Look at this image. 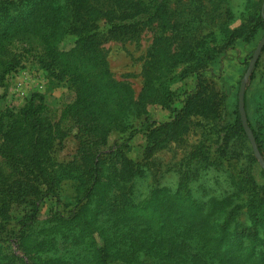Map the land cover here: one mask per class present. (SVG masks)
<instances>
[{
	"label": "trees",
	"instance_id": "trees-1",
	"mask_svg": "<svg viewBox=\"0 0 264 264\" xmlns=\"http://www.w3.org/2000/svg\"><path fill=\"white\" fill-rule=\"evenodd\" d=\"M173 1L0 0V85L21 63L16 49H27L54 78L70 79L77 99L64 115L72 109L81 121L77 153L63 161L57 151L69 134L49 121L44 104L30 102L17 110L0 111V158L9 166L7 176L0 170V264H264L262 185L232 162L223 165L232 183L228 190L211 192L202 183L192 185L207 169L203 165L220 164L229 156L230 146L223 138L226 124L248 142L238 99L230 111L226 95L199 77L198 88L183 108L174 110V119L150 129L143 159H131L120 150L102 152L112 129L126 131L131 123H120L143 113L139 102L125 98L122 90L114 91L117 84L102 90L110 72L101 45L110 38H136L142 15L150 20L170 18L175 13L169 6ZM263 29L264 18L258 11L239 28L221 27L220 38L212 31L189 42L185 57L190 61L183 75L200 74L215 50L231 47L238 38L248 41ZM69 36L75 38V45L66 50L62 43ZM261 66L264 47L252 79ZM169 85L163 82L161 97L168 93L172 99ZM247 92L248 123L264 157V123L252 122ZM110 99L116 115L105 119L103 108ZM196 115L199 118L192 119ZM192 124H200L218 147L199 145L188 163L194 161V167L187 166L176 188L147 184L144 161L187 133ZM130 129L128 139L139 132L133 125ZM116 160L120 167L108 174ZM65 184L73 188L70 197L62 195ZM49 197L58 206L41 220L40 202ZM233 197L236 202L230 204L227 199ZM14 203L29 204L32 210L13 218ZM14 244L23 255L14 252Z\"/></svg>",
	"mask_w": 264,
	"mask_h": 264
},
{
	"label": "rangeland",
	"instance_id": "rangeland-1",
	"mask_svg": "<svg viewBox=\"0 0 264 264\" xmlns=\"http://www.w3.org/2000/svg\"><path fill=\"white\" fill-rule=\"evenodd\" d=\"M169 6L171 11L175 9V13L171 12L170 18L150 20L147 15H142V30L136 38H110L101 45L110 72L107 79L105 78L102 82V90L107 84H117L114 91L122 90L127 94L125 98L130 97L133 102H139L143 113L141 117L130 115L120 123V125L131 123L138 128L139 132L132 138L128 139L131 125H128L126 131L112 129L108 133L106 143L102 146L104 153L120 150L131 159H143L150 129L162 127L174 119V110L183 108L188 97L198 88L199 77L200 82H206L226 95L225 102L230 111L236 107L237 99L239 107L240 86L254 52L264 37V29L259 30L248 41L244 40V37L238 38L231 47L215 50L214 57L200 74L189 72L183 75L189 65L186 61H190L186 60L185 51L191 48L189 42L206 36L212 31L220 38L221 27L239 28L248 22L250 17L257 15L258 11H261L264 18V0H204L202 3L195 1V4H190L187 0H176ZM172 25L176 27L172 28ZM248 33L247 28L245 34ZM208 40L212 46L216 45L211 41V37ZM74 45L75 38L69 36L62 43V48L70 50ZM16 50L21 63L7 75L3 85H0V111L17 110L30 102L44 104L49 121L53 125L59 124L69 134L57 151L60 160L68 161L77 153L81 126L80 117L76 114L72 115V109L68 115H64V112L73 106L77 99L75 86L70 79L59 81L54 78L33 53L26 51L27 49ZM263 69L264 66H261L256 78L252 79L251 74L246 81L247 109L254 124L258 120L264 123V111L261 109L264 106ZM170 74L174 78L167 76ZM159 76H161L160 79ZM166 76L169 79L165 78ZM163 82L170 84L169 89L174 92L172 99L168 93L166 96H160ZM121 86L129 88L131 94L127 88L120 89ZM113 106V99L108 100V104L103 108L105 119L106 116L116 115L112 113ZM197 118H199L198 115L192 116L194 120ZM230 119H232L231 115ZM199 125H190L191 129L182 134V137L178 135L144 161L148 172L147 184L156 183L162 188H176L181 173L187 169L188 165L194 167L192 163L194 161L188 163L199 145H213V149L218 147L212 139L213 136ZM226 125L228 130L224 132L223 138L229 143L230 151L227 154L229 156L221 159L220 164L203 165L207 169L201 170L200 177L194 180L192 185L202 183L211 192L226 188L228 190L232 183L228 180L229 172L225 171L223 165L226 167L232 162L237 164L238 170L240 168L242 172L259 182L264 190V169L255 155L249 137L248 142L244 143L239 132L232 131V127L229 124ZM262 138L264 143V136ZM8 167L0 158V170H3L4 176L8 175ZM119 167L120 162L116 160L106 172L112 174ZM72 191L73 188L65 184L62 195L70 197ZM227 200L230 204L236 202L235 197ZM57 206L54 198H45L39 206L40 219L46 218ZM31 210L32 206L29 204L14 203L11 215L13 218H19L30 213ZM239 218L244 219L242 213L239 214ZM16 248L14 244V252L23 255ZM2 261L0 259V262Z\"/></svg>",
	"mask_w": 264,
	"mask_h": 264
},
{
	"label": "water",
	"instance_id": "water-1",
	"mask_svg": "<svg viewBox=\"0 0 264 264\" xmlns=\"http://www.w3.org/2000/svg\"><path fill=\"white\" fill-rule=\"evenodd\" d=\"M263 47H264V37L261 40V42L259 43V45L257 46V48H256V50L254 52L253 58L251 60L250 66H249V68L247 70V73H246V75L244 77V80L241 83L240 91H239V111H240L241 120H242L244 129H245V132H246V134L248 135V137H249V139L251 141V144L253 146V149H254V152H255V155H256L257 159L259 160L261 166L264 169V157L262 156V154H261V152L259 150L255 135L253 133V130H252V128L250 127V125L248 123L247 113H246V109H245L246 81L251 76V74L253 72V69H254L257 61H258V58L260 56V53H261Z\"/></svg>",
	"mask_w": 264,
	"mask_h": 264
}]
</instances>
